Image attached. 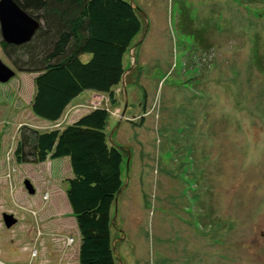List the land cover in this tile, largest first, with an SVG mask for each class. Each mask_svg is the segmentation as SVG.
<instances>
[{
  "label": "rangeland",
  "instance_id": "374dc122",
  "mask_svg": "<svg viewBox=\"0 0 264 264\" xmlns=\"http://www.w3.org/2000/svg\"><path fill=\"white\" fill-rule=\"evenodd\" d=\"M129 1L146 28L126 54L128 83L113 105L84 91L62 125L105 102L108 138L128 150L116 263L264 264V0ZM33 89L26 72L0 83V264H78L67 158L12 157L20 125L60 127L30 111Z\"/></svg>",
  "mask_w": 264,
  "mask_h": 264
},
{
  "label": "trees",
  "instance_id": "16d2710c",
  "mask_svg": "<svg viewBox=\"0 0 264 264\" xmlns=\"http://www.w3.org/2000/svg\"><path fill=\"white\" fill-rule=\"evenodd\" d=\"M13 1L38 27L22 43H6L0 36V50L14 74L32 75L30 111L60 126L20 125L13 160L47 164L67 158L71 174L64 192L79 235L78 264H117L111 209L123 187L121 164L128 150L108 138L111 109L105 102L62 125L69 107L82 106L72 100L86 90L115 104L128 83L127 51L143 36L146 16L129 0Z\"/></svg>",
  "mask_w": 264,
  "mask_h": 264
},
{
  "label": "water",
  "instance_id": "95a60500",
  "mask_svg": "<svg viewBox=\"0 0 264 264\" xmlns=\"http://www.w3.org/2000/svg\"><path fill=\"white\" fill-rule=\"evenodd\" d=\"M37 27L36 20L25 14L13 0H0V36L3 42L17 44L27 41ZM13 75L14 71L0 60V83L6 82ZM23 184L28 193H33L27 179ZM1 218L6 228L16 222L12 214L2 213Z\"/></svg>",
  "mask_w": 264,
  "mask_h": 264
},
{
  "label": "crops",
  "instance_id": "0c3cea01",
  "mask_svg": "<svg viewBox=\"0 0 264 264\" xmlns=\"http://www.w3.org/2000/svg\"><path fill=\"white\" fill-rule=\"evenodd\" d=\"M72 112H77V111H76V110H73V108H70V107H69L67 117H68V115H69L70 113H72ZM49 168H50V167H49Z\"/></svg>",
  "mask_w": 264,
  "mask_h": 264
}]
</instances>
